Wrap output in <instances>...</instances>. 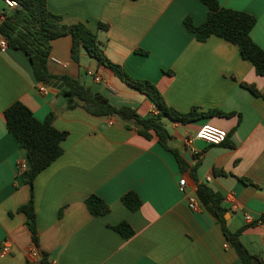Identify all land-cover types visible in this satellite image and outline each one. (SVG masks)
Segmentation results:
<instances>
[{"label": "crops", "instance_id": "1", "mask_svg": "<svg viewBox=\"0 0 264 264\" xmlns=\"http://www.w3.org/2000/svg\"><path fill=\"white\" fill-rule=\"evenodd\" d=\"M219 2L256 17L251 36L264 49V0ZM47 4L67 24L84 22L97 31L106 56L129 75L156 84L169 105L181 111L198 107L234 114L187 124L172 120L170 128L164 119L172 135L170 145L190 166L199 161L194 172L190 166L182 170L155 133L149 139L118 118L93 115L81 106L67 108L61 89L37 91L39 82L25 52L11 47L0 51V245H11L9 254L0 253V264H29L32 247L51 264H244L219 219L204 207L189 208L178 188L182 175L188 178V192L197 194L199 186L206 185L224 197L227 226L241 230L243 243L264 264V222L254 223L264 213V96L242 85L254 84L264 93V76L256 73L236 44L216 35L199 41L187 29L185 18L201 24L208 7L200 0H47ZM100 22L109 27L99 28ZM72 45L70 34L51 41L52 75L77 78L108 95L114 105L135 107L141 117L158 112L147 94L85 48L78 60L73 59ZM88 69L106 84L96 82ZM16 101L26 104L39 120L54 113V126L68 131L62 155L34 181L38 244L27 215L19 210L31 197L20 169L21 162H27V151L8 130L4 115ZM206 123L231 133L235 146L199 139ZM187 136L194 138L199 157L185 144ZM128 191L142 200L136 210L122 200ZM91 194L111 210L94 216L86 205ZM232 203L239 206L237 210H232ZM246 213L253 222L246 220ZM122 221L134 230L129 238L112 227Z\"/></svg>", "mask_w": 264, "mask_h": 264}, {"label": "trees", "instance_id": "2", "mask_svg": "<svg viewBox=\"0 0 264 264\" xmlns=\"http://www.w3.org/2000/svg\"><path fill=\"white\" fill-rule=\"evenodd\" d=\"M17 1L21 3L22 7L13 10L4 21L0 22V34L7 38L11 48L21 50L29 56L36 80L47 84L55 79L64 81L65 86L60 92L69 109L81 106L93 115L118 118L127 127H134L139 134L149 139L155 133L159 143L176 156L182 170L188 169L190 164L181 156L178 149L170 145L172 135L164 118L168 117L173 121L187 124L215 115L231 116L234 114V112H225L221 109L201 111L198 107H193L189 111H181L169 105L156 84L147 79L135 78L129 75L120 64L112 62L100 45L97 31L86 23L67 24L62 15L49 9L47 0ZM200 1L209 9L207 18L203 23L196 25L192 18L187 16L185 18L187 29L193 32L199 41H206L210 36L216 35L236 44L243 58L253 63L256 73L264 76V49L251 36V30L257 22L256 17L244 11L223 7L219 0ZM108 27L109 25L103 22L99 23V28L107 29ZM68 34L73 38V59L78 60L81 48H85L92 57L113 69L129 85L147 94L157 106L158 112L141 117L135 107L128 104L116 106L108 95L93 90L77 78L68 75L60 77L52 75L48 69L51 41ZM137 51L148 53L144 50L137 49ZM242 85L253 93L264 96V93L254 84L242 83ZM4 115L8 130L14 135L19 145L27 151V167L22 171V174L31 188V197L26 204L19 207V210L27 215V225L31 230L33 241L38 244L34 181L43 169L62 155V142L67 137L68 131L60 130L54 126V113H49L44 120H39L33 111L21 101H16L8 106ZM230 135L231 133L226 135L222 144L234 147L235 144L230 140ZM198 165L199 161L190 166V170L194 172ZM243 180L253 184L247 178ZM199 187L213 204L220 217L219 222L222 224L224 234L237 255L244 264H253L255 255L243 243L241 230L233 231L226 224L225 215L228 209L223 206L224 197L206 185ZM122 200L132 210L138 209L142 204L141 198L134 191L126 192L122 196ZM86 205L94 216L104 215L111 210L110 205L96 194H91L86 199ZM258 222H264V213L254 223ZM112 227L125 238L134 234L133 228L127 221H122ZM40 262L51 264L45 254Z\"/></svg>", "mask_w": 264, "mask_h": 264}, {"label": "built area", "instance_id": "3", "mask_svg": "<svg viewBox=\"0 0 264 264\" xmlns=\"http://www.w3.org/2000/svg\"><path fill=\"white\" fill-rule=\"evenodd\" d=\"M3 2L2 6H0V22L4 21L15 9L21 8L22 5L17 0H1ZM8 40L3 35L0 36V51L5 52L9 48ZM59 62V61H58ZM89 74L94 76V80L96 82H106L104 79L96 74L92 69H88ZM51 86L45 82H39L37 85V91L41 94H47L50 90ZM227 132L212 123H206L198 133V138L202 139L208 144H220L226 138ZM185 144L191 148V152L194 155L199 154V150L194 144V138L187 136L185 138ZM27 167V162H21L20 169H25ZM188 178L185 175H182L178 182V188L181 193L186 195L188 206L193 211H200L203 209V205L195 192H188ZM238 205L236 203H232V210H237ZM245 218L249 222H253V217L250 213L245 214ZM11 252V245L8 242H3L0 245V253L1 255H7ZM43 254L36 248L32 247L28 253L27 258L29 260V264L41 261Z\"/></svg>", "mask_w": 264, "mask_h": 264}, {"label": "water", "instance_id": "4", "mask_svg": "<svg viewBox=\"0 0 264 264\" xmlns=\"http://www.w3.org/2000/svg\"><path fill=\"white\" fill-rule=\"evenodd\" d=\"M49 85L51 87L57 88V89H62L65 86V82L61 81V80H52ZM197 195L203 205V207L206 209V211H208L210 213V215L212 217H214L215 219H219V215L217 214L213 204L211 203L210 199L208 198V196L201 190L197 191ZM226 217H228V215H226ZM253 264H261L259 262V259H257V257L253 258Z\"/></svg>", "mask_w": 264, "mask_h": 264}, {"label": "rangeland", "instance_id": "5", "mask_svg": "<svg viewBox=\"0 0 264 264\" xmlns=\"http://www.w3.org/2000/svg\"><path fill=\"white\" fill-rule=\"evenodd\" d=\"M2 4H3V2L0 0V6H2ZM164 119H165V121L167 123V126L170 128L172 120L170 118H168V117H165Z\"/></svg>", "mask_w": 264, "mask_h": 264}]
</instances>
